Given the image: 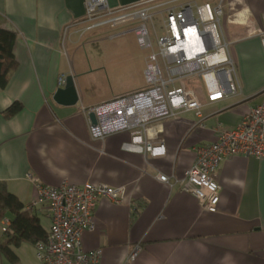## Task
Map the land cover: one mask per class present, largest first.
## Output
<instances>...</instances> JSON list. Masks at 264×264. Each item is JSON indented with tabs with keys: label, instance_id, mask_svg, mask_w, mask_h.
<instances>
[{
	"label": "crops",
	"instance_id": "0c3cea01",
	"mask_svg": "<svg viewBox=\"0 0 264 264\" xmlns=\"http://www.w3.org/2000/svg\"><path fill=\"white\" fill-rule=\"evenodd\" d=\"M84 1L0 0V29L15 34L17 63L7 86L0 89V184L24 210L36 197L33 180L50 187L94 183L124 188V202L98 203L95 229L82 236L84 251H101L100 264H264V158L234 157L221 165L214 214L156 179L181 178L193 165L196 149L215 141L217 129L235 127L264 101V0H222L230 10L226 13L235 14L223 29L231 43L238 95L209 104L200 85L201 119L186 112L155 123L160 131L153 135L154 143L162 142L165 149L159 157L144 154L128 132L103 141L91 138L86 112L144 88L147 54L141 65L135 57L121 61L116 65L121 72L106 62L104 49L94 46L130 33L100 39L106 35L101 30L77 27L85 15ZM141 1L106 3L116 9ZM91 31L96 33L89 35ZM133 67L141 71L145 86H121ZM69 75L78 103L63 107L53 95L62 86L59 80ZM15 102L22 110L4 118L3 112ZM30 214L46 232L50 221L45 210L36 208ZM6 240L0 231V244ZM136 249L137 257L128 261ZM14 253L18 264H38L33 245L22 244ZM0 264L10 263L0 254Z\"/></svg>",
	"mask_w": 264,
	"mask_h": 264
},
{
	"label": "built area",
	"instance_id": "2783aa9c",
	"mask_svg": "<svg viewBox=\"0 0 264 264\" xmlns=\"http://www.w3.org/2000/svg\"><path fill=\"white\" fill-rule=\"evenodd\" d=\"M84 8L78 26L120 29L114 36L133 33L140 50L147 52L144 88L86 112L96 117V125H90L93 140L128 132L131 143L141 145L144 154L163 156L162 142L154 143L153 135L160 131L155 123L186 112L201 119L200 85L209 104L238 95L231 43L223 29L225 23L234 21L235 14L226 13L229 8L222 0H143L116 9H110L106 0H85ZM260 38L264 50V32ZM63 83L61 78L59 85ZM216 134L214 142L196 149L193 165L181 178L156 177L194 198L208 214L216 213L220 200L217 176L221 165L234 157L264 158V101L253 106L235 127L217 129ZM33 181L36 197L26 210L32 213L43 208L50 221L45 241L34 245L38 264H100L101 251H84L82 236L95 229L98 203L124 202V188L94 183L50 187ZM8 227L9 221L2 220L1 233L6 234ZM138 251L134 250L128 261H133Z\"/></svg>",
	"mask_w": 264,
	"mask_h": 264
},
{
	"label": "trees",
	"instance_id": "16d2710c",
	"mask_svg": "<svg viewBox=\"0 0 264 264\" xmlns=\"http://www.w3.org/2000/svg\"><path fill=\"white\" fill-rule=\"evenodd\" d=\"M15 41L14 33L0 29V89L7 86L10 73L17 68L13 54ZM21 110L22 105L15 102L2 115L9 119ZM2 219L9 221V227L6 242L0 244V254L10 264H18L14 250L22 244L34 246L46 239V232L41 227L39 219L24 210L16 197L6 190L4 184H0V220Z\"/></svg>",
	"mask_w": 264,
	"mask_h": 264
},
{
	"label": "rangeland",
	"instance_id": "374dc122",
	"mask_svg": "<svg viewBox=\"0 0 264 264\" xmlns=\"http://www.w3.org/2000/svg\"><path fill=\"white\" fill-rule=\"evenodd\" d=\"M77 27L86 30L85 26H77ZM97 30H101L104 34H106L105 36L100 37V39H107L108 36H110V34H115L121 31L120 29H111L108 26L99 28ZM227 30L228 32H230L231 27L227 26ZM93 33H96V31H91L88 34L91 35ZM98 48L104 49L103 50L105 55L104 60L106 62H110L111 64H115V67L118 68L116 70H119L120 72H121V69H119L120 66L117 67L116 65L120 64L121 61L128 58L134 59L135 57L137 59L136 63L141 65L142 60L147 54V52H142L139 49L136 36L133 33H130L129 35L123 36L114 41H109L107 39V41H105L104 43L94 46V50H97ZM136 49H138V53L135 52ZM135 53H137V55ZM120 84L121 86H125V87H135L139 85L145 86V81L141 71H139L138 69L136 70L133 67L131 68V71L128 72V80L122 81V83Z\"/></svg>",
	"mask_w": 264,
	"mask_h": 264
},
{
	"label": "water",
	"instance_id": "95a60500",
	"mask_svg": "<svg viewBox=\"0 0 264 264\" xmlns=\"http://www.w3.org/2000/svg\"><path fill=\"white\" fill-rule=\"evenodd\" d=\"M53 101L63 107H73L78 103V95L74 87V77L69 75L64 79V83L53 95ZM88 120L91 126L96 125L94 113L88 114Z\"/></svg>",
	"mask_w": 264,
	"mask_h": 264
}]
</instances>
